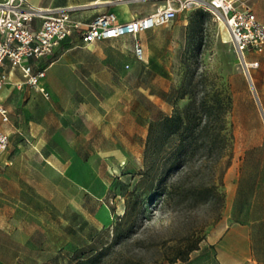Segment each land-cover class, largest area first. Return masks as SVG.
Here are the masks:
<instances>
[{
    "label": "rangeland",
    "instance_id": "rangeland-1",
    "mask_svg": "<svg viewBox=\"0 0 264 264\" xmlns=\"http://www.w3.org/2000/svg\"><path fill=\"white\" fill-rule=\"evenodd\" d=\"M91 1L22 6H71L84 22L107 2L128 15L161 3ZM219 24L178 14L140 34L142 61L130 39H72L38 63L47 91L5 85L0 264H75L91 251L95 264H264V107ZM179 115L180 132L157 124Z\"/></svg>",
    "mask_w": 264,
    "mask_h": 264
},
{
    "label": "built area",
    "instance_id": "built-area-1",
    "mask_svg": "<svg viewBox=\"0 0 264 264\" xmlns=\"http://www.w3.org/2000/svg\"><path fill=\"white\" fill-rule=\"evenodd\" d=\"M237 0H161L151 12H141L128 21H119L108 11L88 22L79 20L71 6L25 8L24 0L0 3V92L9 81V75L18 71L21 83L35 90L45 91L42 80L45 69L36 68L38 62L57 46L75 39L81 44L130 38L131 52L138 61L144 60L140 34L171 24L178 14L194 9L211 13L223 23L233 47L237 63L250 90L259 96L252 78L258 61L251 56L264 53V23L250 6H240ZM8 70V71H6ZM47 91V89H46ZM2 123L8 122V110L0 105ZM9 134L0 130V155L7 151Z\"/></svg>",
    "mask_w": 264,
    "mask_h": 264
},
{
    "label": "crops",
    "instance_id": "crops-1",
    "mask_svg": "<svg viewBox=\"0 0 264 264\" xmlns=\"http://www.w3.org/2000/svg\"><path fill=\"white\" fill-rule=\"evenodd\" d=\"M95 1H97V0H92L88 5L96 6L98 4L103 3L101 0H99L100 1L99 3L94 4ZM35 5L36 6H40L41 8L47 7V4H45L43 2H40V3L39 2H36ZM62 6H65V5H59V6H55V7H62ZM105 6L109 7L110 8L109 11H112L113 12V9L111 8V6L109 5L108 2L105 4ZM256 6H257L256 10H254V9L253 10H254L257 18L262 23H264V0H259L257 2ZM141 12H143V11H140L139 14L128 15L126 12H122L121 10H119L117 13L116 12H114V13L117 15L119 21H128V20H131L135 16H139ZM88 21H89V19H86V20L84 19V23L85 22H88ZM122 39H130V38H122ZM131 48H132V40H131ZM251 58L258 61V67L256 69L252 70V78H253V81H254V77L257 80V84L259 86V92H260V95L261 96H259L258 91H257V93H258V96H259V100H260L261 106L264 107V53L251 56ZM40 61L33 62L35 64L36 68H43V67H38V63ZM44 69H45V76H46V68H44ZM6 71H8V70H6ZM14 79L21 80V75H20V73L18 71H13V72L10 73V75H9V81H8L7 84L13 83V80ZM43 80H42V83H43ZM15 84H17V83H14V85ZM254 84H255V81H254ZM6 97H7V89L4 86V88L0 92V105H3L4 107H5V105L1 101H2L3 98H6ZM8 116H9V111H8ZM8 121H9V117H8ZM0 123L1 124H6V123H2L1 122V118H0ZM0 130L3 131V132H6L5 130H2L1 128H0Z\"/></svg>",
    "mask_w": 264,
    "mask_h": 264
},
{
    "label": "trees",
    "instance_id": "trees-1",
    "mask_svg": "<svg viewBox=\"0 0 264 264\" xmlns=\"http://www.w3.org/2000/svg\"><path fill=\"white\" fill-rule=\"evenodd\" d=\"M180 115L175 116V118L171 117H164L158 120V126L161 128L162 131L168 130L170 133L180 132ZM133 214L131 212H124L123 220L127 221ZM195 250V248H190L188 253ZM101 251H91L86 256H77L75 264H95V262L101 256Z\"/></svg>",
    "mask_w": 264,
    "mask_h": 264
},
{
    "label": "bare ground",
    "instance_id": "bare-ground-1",
    "mask_svg": "<svg viewBox=\"0 0 264 264\" xmlns=\"http://www.w3.org/2000/svg\"><path fill=\"white\" fill-rule=\"evenodd\" d=\"M99 2H100V1L97 0V1L94 2V4H97V3H99ZM219 26H220V27H224L222 22H220ZM222 32H223V40H222V42H223V43H228V42H230V41H229V36H228L227 30H226L225 28H223V31H222Z\"/></svg>",
    "mask_w": 264,
    "mask_h": 264
}]
</instances>
